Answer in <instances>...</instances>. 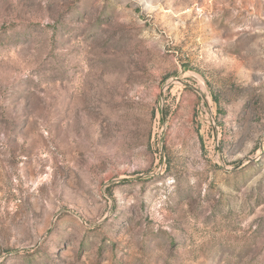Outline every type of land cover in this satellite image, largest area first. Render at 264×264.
Returning a JSON list of instances; mask_svg holds the SVG:
<instances>
[{
	"label": "rangeland",
	"instance_id": "374dc122",
	"mask_svg": "<svg viewBox=\"0 0 264 264\" xmlns=\"http://www.w3.org/2000/svg\"><path fill=\"white\" fill-rule=\"evenodd\" d=\"M0 264H264V0H0Z\"/></svg>",
	"mask_w": 264,
	"mask_h": 264
}]
</instances>
